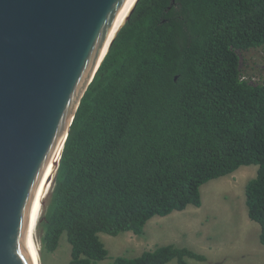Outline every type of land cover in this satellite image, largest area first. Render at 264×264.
Returning a JSON list of instances; mask_svg holds the SVG:
<instances>
[{
	"label": "trees",
	"instance_id": "1",
	"mask_svg": "<svg viewBox=\"0 0 264 264\" xmlns=\"http://www.w3.org/2000/svg\"><path fill=\"white\" fill-rule=\"evenodd\" d=\"M248 166L264 246V0H138L76 111L38 222L41 250L54 253L66 233L68 264H98L100 233L143 237L149 220L200 207L203 185ZM173 259L219 264L174 244L113 264Z\"/></svg>",
	"mask_w": 264,
	"mask_h": 264
},
{
	"label": "water",
	"instance_id": "2",
	"mask_svg": "<svg viewBox=\"0 0 264 264\" xmlns=\"http://www.w3.org/2000/svg\"><path fill=\"white\" fill-rule=\"evenodd\" d=\"M137 1L0 0V264H39L70 127Z\"/></svg>",
	"mask_w": 264,
	"mask_h": 264
},
{
	"label": "rangeland",
	"instance_id": "3",
	"mask_svg": "<svg viewBox=\"0 0 264 264\" xmlns=\"http://www.w3.org/2000/svg\"><path fill=\"white\" fill-rule=\"evenodd\" d=\"M252 169V166L241 167L232 175L203 185L200 207L189 206L184 211L155 216L146 224L143 237L133 232L116 236L100 233L108 257L98 264H113L117 256L135 257L164 244L192 248L210 262L219 264L263 263L264 246L259 241L261 228L249 218L246 204L245 187L256 173V169ZM39 257L40 264H68L71 244L67 234H62L52 254L42 251L40 244ZM166 264H178V261L173 259ZM191 264L211 263L193 261Z\"/></svg>",
	"mask_w": 264,
	"mask_h": 264
},
{
	"label": "clouds",
	"instance_id": "4",
	"mask_svg": "<svg viewBox=\"0 0 264 264\" xmlns=\"http://www.w3.org/2000/svg\"><path fill=\"white\" fill-rule=\"evenodd\" d=\"M136 3H137V2H136ZM135 5H136V4H135ZM129 16H130V15H129ZM125 22H126V21H125ZM236 171H237V170H236ZM236 171H235V172H236ZM235 172H233V173H235ZM233 173H232V174H233ZM232 174H231V175H232ZM228 176H229V175H228ZM248 216H249V215H248ZM260 231H261V230H260Z\"/></svg>",
	"mask_w": 264,
	"mask_h": 264
},
{
	"label": "bare ground",
	"instance_id": "5",
	"mask_svg": "<svg viewBox=\"0 0 264 264\" xmlns=\"http://www.w3.org/2000/svg\"><path fill=\"white\" fill-rule=\"evenodd\" d=\"M136 1V0H135ZM135 3V2H134ZM107 50V49H106ZM50 187H52V186H50ZM51 189V188H50ZM50 192V191H49ZM40 258V257H39ZM39 264H40V260H39Z\"/></svg>",
	"mask_w": 264,
	"mask_h": 264
}]
</instances>
